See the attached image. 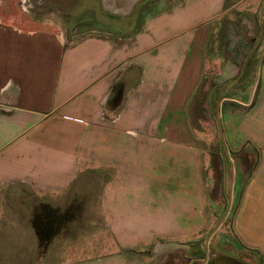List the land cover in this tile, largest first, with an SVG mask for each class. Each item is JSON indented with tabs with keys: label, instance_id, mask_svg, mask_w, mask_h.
<instances>
[{
	"label": "crops",
	"instance_id": "0c3cea01",
	"mask_svg": "<svg viewBox=\"0 0 264 264\" xmlns=\"http://www.w3.org/2000/svg\"><path fill=\"white\" fill-rule=\"evenodd\" d=\"M135 1H124L127 12L119 15L98 1L96 26L76 33L64 25L62 33L31 11L29 0H0V248L9 250L0 264H181L176 250L187 254L184 264H205L209 239L200 253L196 247L207 222L193 138L201 136L198 94L209 58L217 64L215 117L224 144L227 131L241 137L227 148L246 149L247 158L243 167L232 156L229 196L242 187L230 253L214 249V264H264L263 0H170L143 18ZM228 86L240 88L239 97H225ZM191 158L193 199L183 187ZM158 170L166 175L158 178ZM152 178L177 187L160 221L144 217L136 203L135 189ZM95 197L109 237L98 242L102 254L81 255L92 244L56 234L79 210L98 217ZM50 248L75 250L46 259ZM27 249L32 261L18 256Z\"/></svg>",
	"mask_w": 264,
	"mask_h": 264
},
{
	"label": "rangeland",
	"instance_id": "374dc122",
	"mask_svg": "<svg viewBox=\"0 0 264 264\" xmlns=\"http://www.w3.org/2000/svg\"><path fill=\"white\" fill-rule=\"evenodd\" d=\"M30 3L35 6L40 7L38 11L40 16V19L45 21L47 24H54L55 27L61 26V31L63 33L64 27L67 25L69 26H75V32L78 33L85 28L89 27L90 25L96 26L95 23L98 22V20L95 18L96 12L98 11L97 8V2L99 1L100 5L104 8L105 12H113L110 14L114 15H119V13H124L127 12L125 9L126 2L123 3L121 0H116L114 2L113 0H29ZM92 1V2H91ZM170 0H137L133 2L132 6H136L138 9L136 11V17L137 16H142L148 13H151L152 11H155L156 9L163 7L164 5H167ZM91 3V4H90ZM142 3V5L140 4ZM140 4V5H139ZM57 5V6H56ZM56 6V7H55ZM110 6L112 7L110 9ZM124 7V12L123 9ZM135 7V8H137ZM57 8V11H56ZM60 11V13H59ZM57 12V15L55 13ZM117 12V13H116ZM130 14V13H128ZM126 14V15H128ZM65 16V17H62ZM94 18L93 20L90 21V19ZM89 19V20H87ZM57 24L59 26H57ZM65 25V26H64ZM63 27V28H62ZM245 43L242 44V47H245ZM226 58H222L224 61ZM241 58H237L238 62ZM240 63V62H239ZM216 64V63H215ZM212 58H209V60L205 63V69H204V74H203V82L201 83V88L199 91L198 96H202L201 102H205L204 104H198L197 105V110L201 112L200 117L202 118L197 122V124H194L198 126V129L201 132V136L199 137H194L193 139L199 142V147L201 148V151L199 152V159H200V176H201V187H202V197L205 200V205H204V214L206 215V222H207V228L204 230V232L198 234V242L197 246L198 251L203 250L199 243L202 245L206 243L205 237L211 230V228L214 226L216 221L220 218L222 213L224 212L227 204V199L230 197L229 193L232 190V184L234 185L235 182H232V174H231V164H232V156L233 158L239 163L242 162L243 167L245 166V162L247 160L246 158V149H240V150H235L234 152L228 151L227 148V141L231 144L241 139V137L235 138L233 140L231 132L227 131L228 135V140L226 144H224V140L221 138L219 135L218 129H217V124L215 120V114H216V100L217 97L219 96V93L221 90L219 89V86L215 88L214 84L219 85L215 83L214 81L217 80L216 78L213 77L214 74V66H216ZM221 64H224L222 62ZM230 75L227 74V78L229 79ZM220 80H223L221 78ZM229 83V81L227 82ZM226 83V84H227ZM229 85V84H228ZM203 87V88H202ZM231 86L227 87H222L223 94L225 97H239V91L240 88L238 89H230ZM237 94V96H236ZM231 101H229V98L226 99L223 103V109H226V105L230 104ZM225 106V108H224ZM222 109V107H220ZM224 120V118H223ZM225 121V120H224ZM226 123V122H225ZM226 136V134H225ZM225 139V138H224ZM238 139V140H237ZM243 139V138H242ZM249 140L243 139L241 144H248ZM226 151L228 153H226ZM230 152V153H229ZM228 154V156H227ZM231 160H229V157ZM250 156L253 158H250V160H254L255 154L250 153ZM233 167H235L236 170H240L239 165L236 163ZM190 170H189V183L184 184V189L185 191H189V196L190 199H193V195L196 193L197 186L194 183V170H193V159L191 158L190 160ZM242 166V165H241ZM235 170V171H236ZM167 170H158L157 172V177L161 178L166 175ZM237 172V171H236ZM234 179L237 177V173H234ZM237 179V178H236ZM154 178H152L151 184H142L140 189H135L137 190L138 193H140L141 197L140 199L137 200V204L139 205L142 214L145 216L149 215V218L154 220L157 218L159 221L161 220V214L165 212H169L170 210H167L165 208L166 206V199H167V194L173 193L174 189H177L176 186L170 185L171 183H167L165 180L159 181L157 180L158 183H154ZM231 184V185H230ZM236 185V184H235ZM99 186H95V189H98ZM241 185L235 186L233 189V194L231 196V201L229 208L227 210V213L225 217L222 220V225L208 238L210 241V247L208 246V249L210 248V251H214V249H221L223 252H228L230 253V248L229 245L230 243V223L231 219L233 217V214L235 212V208L237 205V199L240 194L241 190ZM231 189V190H230ZM131 192H134V190H131ZM186 194V192H185ZM148 195V196H147ZM96 196V195H95ZM187 196V195H186ZM94 197V195H93ZM89 203V202H88ZM93 209L97 216H91L87 217L85 215H80L81 213H84L82 210L78 211V216L74 215L72 220H69L66 224H64V228L59 231L56 234L57 240H65V238H71L73 240H87L88 243L92 244L93 248L91 250H78L80 252H85L81 255L84 254H102V248L101 245L98 244V242H102V239H107L109 237V234L106 233V228L101 225L102 221V210H101V204L98 198H94L93 201ZM90 214L92 210H90ZM87 214V213H86ZM93 214V213H92ZM214 215V216H213ZM92 218V219H91ZM97 219H100V221H97ZM84 221V222H82ZM88 221V222H87ZM225 237V242H222V246H220V243H217L220 241L221 237ZM0 237H3V234H0ZM47 239V237L45 238ZM75 240V243H76ZM203 247V246H202ZM182 248V247H180ZM179 248V249H180ZM193 247L191 246V249ZM75 249L70 250L68 249L67 251L57 248L54 250L53 248L47 249L44 254L41 252L44 257L47 259L48 257H51V255L55 252L57 253V257H61V254L74 252ZM17 250H15L16 252ZM36 251V250H35ZM40 251H43L41 249ZM76 251V252H78ZM9 250L5 248H0V262L2 260H6V256L8 255ZM24 252L28 254V257L30 258V261L34 259L36 256L34 254L33 250H18V256L21 255V253ZM166 250H164V253ZM193 252L190 251V255ZM39 256V254H38ZM21 257V256H20ZM253 261H256L257 254L253 253L252 254ZM16 261H20L21 259H15ZM53 260L51 258H48L46 260V264H49ZM34 261L31 262L33 264ZM49 262V263H47ZM257 262H259V256L257 259ZM17 263V262H16Z\"/></svg>",
	"mask_w": 264,
	"mask_h": 264
},
{
	"label": "water",
	"instance_id": "95a60500",
	"mask_svg": "<svg viewBox=\"0 0 264 264\" xmlns=\"http://www.w3.org/2000/svg\"><path fill=\"white\" fill-rule=\"evenodd\" d=\"M126 0H121V2H124ZM263 3H264V0L261 4V7H260V14L262 12V6H263ZM215 120H216V123H217V129H218V132H219V135L221 136V138L223 139V134H222V127H221V123H220V120L219 118L216 116L215 117ZM230 200H231V197H229L227 199V204H226V208L224 210V212L222 213V215L220 216V218L216 221V223L214 224V226L211 228L210 232L207 234V236L205 237V241L207 243L208 241V238L214 233V231L217 229V227L220 225V223L222 222L225 214L227 213V210L229 208V205H230ZM207 254V253H206Z\"/></svg>",
	"mask_w": 264,
	"mask_h": 264
},
{
	"label": "flooded vegetation",
	"instance_id": "af4514ba",
	"mask_svg": "<svg viewBox=\"0 0 264 264\" xmlns=\"http://www.w3.org/2000/svg\"><path fill=\"white\" fill-rule=\"evenodd\" d=\"M31 4V6H30V8H31V11L34 9L35 10V13H39L40 11H38L39 10V8L40 7H38V6H35V4L33 5L32 3H30ZM138 5V4H137ZM136 5V6H137ZM57 6V5H56ZM55 6V7H56ZM135 8V7H134ZM56 11H57V8H56ZM59 13H60V11H59ZM62 17H65V16H62ZM175 254H176V256H178V257H180V259H181V264H184L183 262L187 259L186 257H187V254H181V252H179V250H176L175 251ZM212 254H213V252H211V251H209L208 252V254H207V260H206V263L205 264H214V260H213V256H212ZM185 258V259H184Z\"/></svg>",
	"mask_w": 264,
	"mask_h": 264
},
{
	"label": "trees",
	"instance_id": "16d2710c",
	"mask_svg": "<svg viewBox=\"0 0 264 264\" xmlns=\"http://www.w3.org/2000/svg\"><path fill=\"white\" fill-rule=\"evenodd\" d=\"M143 17H145V15H142V18ZM38 230H40V228L38 229ZM38 235H39V237H41V239H42V237L44 238V236L46 237V233L45 234H43V232H40V231H38Z\"/></svg>",
	"mask_w": 264,
	"mask_h": 264
},
{
	"label": "bare ground",
	"instance_id": "6f19581e",
	"mask_svg": "<svg viewBox=\"0 0 264 264\" xmlns=\"http://www.w3.org/2000/svg\"><path fill=\"white\" fill-rule=\"evenodd\" d=\"M127 1H128V0H127ZM132 1H133V0H132ZM128 5H129V4H128ZM121 9H123V11H125V10H124V7H122Z\"/></svg>",
	"mask_w": 264,
	"mask_h": 264
}]
</instances>
